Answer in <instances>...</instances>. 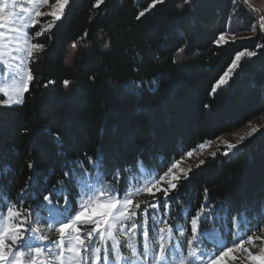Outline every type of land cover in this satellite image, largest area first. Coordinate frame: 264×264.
Returning <instances> with one entry per match:
<instances>
[{"label":"trees","instance_id":"trees-1","mask_svg":"<svg viewBox=\"0 0 264 264\" xmlns=\"http://www.w3.org/2000/svg\"><path fill=\"white\" fill-rule=\"evenodd\" d=\"M92 2L75 0L66 21L58 25L54 43L58 51L67 50L66 62L54 53L38 66L33 64L37 82L24 95L23 106L0 109V169L9 166L6 174L0 172V209L11 205L8 194H16L26 183L28 159L34 160L42 174L37 194L45 185L51 187L63 179L61 169L66 160L82 158L84 153L91 156L101 147L106 159L117 167L142 151L144 161H137L141 167L133 169L132 175L147 178L158 175L170 158L179 157L201 141L237 131L264 110V47H257L264 45V38L259 30L237 41L214 43L221 33H227L235 17L229 18V0H193L194 6L182 10L177 9L176 0H167L142 24L134 16L148 0H106L99 15L91 8ZM238 20L244 28L252 27L245 19ZM101 28L105 32L102 39L113 41L111 50L99 45L90 52L71 49L70 41L85 43L79 39L85 30L91 35ZM185 38L195 54H181L178 64L171 63L166 52L159 55L166 46ZM241 51L244 55L229 83L211 95L214 83L229 74L235 55ZM250 51L257 55L250 57ZM124 53L143 62L140 74L147 83L142 91L128 86L129 81L137 80L136 65L130 64ZM89 74L96 79L90 80ZM52 77L57 79L56 86H38ZM62 78L73 81L69 89L60 86ZM205 104L210 109H205ZM38 122L61 133L63 158L40 151L33 135ZM24 126L31 129L28 136L20 134ZM208 157L201 168L193 167L191 180L183 182L177 217L181 210L194 214L206 187L209 202L225 208L247 206L250 226L264 222V215L257 211L264 204V131L228 156L219 152L215 159ZM131 181L129 176L127 189ZM147 199L145 194L142 201ZM38 211L42 220L48 215L46 210ZM39 226L47 228L43 223ZM201 227L211 230L212 226ZM217 231L227 238L222 227Z\"/></svg>","mask_w":264,"mask_h":264},{"label":"snow or ice","instance_id":"snow-or-ice-1","mask_svg":"<svg viewBox=\"0 0 264 264\" xmlns=\"http://www.w3.org/2000/svg\"><path fill=\"white\" fill-rule=\"evenodd\" d=\"M74 3L75 0H25L21 5L19 0H0V29L7 26V41L11 46L8 56L11 62L7 64V69L13 72L11 86L5 84L0 87V109L23 106L24 95L31 92L34 82H37L33 64L38 66L42 59L54 53L66 62L67 50L58 51L54 41L59 31L58 25L66 21ZM105 3L106 0H93L91 8L97 10L99 15ZM45 4L47 11L42 10ZM166 4L167 0H148V4L135 13L134 19L142 24L158 5ZM185 6H194L193 0H176L178 10ZM228 15L229 18L245 19L252 26L248 30L255 32L259 28L260 36L264 38V7L258 8L253 0H229ZM41 18H46L42 24ZM30 26L35 31H29ZM104 35L103 28L98 34L91 35L85 30L79 37L85 43L79 44L73 40L69 42L70 47L72 50L85 48L90 52L99 45L102 49L111 50L113 41L111 38L102 39ZM3 39L4 31H0V41ZM222 40L224 33L214 43L219 44ZM165 52L174 64L181 62V54H195L186 38L183 42L166 46L159 55L163 56ZM124 55L130 64L136 65L134 71L137 80L129 81L128 86L142 91L147 83L140 74L143 62H138L134 55ZM243 55V51L235 55L228 72L237 68L236 61H240ZM248 55L254 57L257 53L250 51ZM4 61L3 51L0 50V64ZM88 78L96 79L94 74H89ZM59 83L61 87L69 89L73 81L62 78ZM228 83L229 76L225 73L214 83L210 94L214 96L216 90ZM56 84L57 79L52 77L38 86L49 88ZM210 107L204 105L205 109ZM255 115L264 120V110ZM245 126L250 131L238 135V138L237 133H228L235 139L234 143L224 139V134H221L201 141L197 147L188 149L179 157L170 158L168 165L147 183L132 175L133 169L139 170L141 167L137 161H144L142 151L138 150L130 160L117 167L106 159L101 147L91 156L84 153L82 158L66 160L61 169L63 179H57L51 187L45 185L37 194L42 174L34 160L28 159L30 175L26 183L16 194H8L13 202L0 209L6 223L0 230V264H227L228 259L232 264H238L239 258L234 255L237 251L246 253L250 264H264V248H261L259 255L249 251L257 242L264 244V222L257 221L250 226L251 222L245 215L247 206L218 207L214 201L209 202L205 187L203 202L194 214L188 215L181 210L177 217L183 182L190 181L193 172L191 166L182 168L180 162L185 157L191 159L203 155V150L214 145L218 146L217 151L219 146L225 149L223 156L230 155L261 130L251 121ZM30 132L28 126L20 129L22 136H28ZM33 135L40 151L54 154L57 158L65 156L60 132L38 122ZM217 151L210 152L209 156L215 159ZM208 158L200 159L195 168H201ZM128 163L131 164L130 168L125 167ZM8 171L9 166L0 169L5 174ZM129 176L133 182L142 185L135 192L127 190ZM0 186H3L2 181ZM138 194H146L148 199L134 200ZM38 210H46L48 216L42 220ZM257 211L264 215V204L259 205ZM57 216L63 218L57 219ZM180 220H183V224H180ZM221 221L225 223L221 225ZM41 223L47 228L40 227ZM202 225H211V230ZM242 226L247 233L243 238L225 244L213 253L202 247L221 234L217 231L218 227L234 235Z\"/></svg>","mask_w":264,"mask_h":264},{"label":"rangeland","instance_id":"rangeland-1","mask_svg":"<svg viewBox=\"0 0 264 264\" xmlns=\"http://www.w3.org/2000/svg\"><path fill=\"white\" fill-rule=\"evenodd\" d=\"M24 2H25V0H19V3L21 5H23ZM253 3L258 8L264 7V0H253ZM29 7H32V6H29ZM42 10L47 11V5L46 4L43 5ZM6 29H7V26H5V29H0V31H4V35H5V39H3V41H0V50L3 51V55L5 57L4 63L0 64V87H3L5 84H9L11 86V81H12V77H13L12 70L7 69V64L11 62L8 58L9 53L11 52V46L8 44V41H7V37L9 36V33L7 32ZM31 29H32V27L30 26L29 31ZM257 30H259V28H256L255 32L244 28V26L242 25V22L240 20H238L236 17H232L229 24H228V31L224 35V40H222V43L227 42V41H237L239 39H243V38H246L249 36H253ZM236 64L238 65L239 61H236ZM234 70L232 72H234ZM232 72H229V74H228L229 78L232 75ZM0 95H2V94H0ZM251 122L254 125H259L261 128V130L259 132H257L255 135H253L250 138V139H254L255 137L259 136L260 133H262L264 131V120H261L259 117H257L255 119L251 120ZM246 131H250V129L246 128V126H243L242 128L238 129L237 131H235L233 133H237L236 138H238V135L244 134V132H246ZM224 139L230 140L233 143L235 142V139L230 134L224 135ZM250 139H248V140H250ZM248 140H246V141H248ZM217 148H218V146L214 145L210 149L203 150V155H199L198 157L194 156L191 159L185 157L180 162V165L182 168H187L189 166H191L193 168V167H195L196 164L199 163L200 159H204L206 156H209V153L212 151H217ZM223 150H225V149H223L222 146H219V151H217V153L220 152L222 154ZM155 176L156 175H150L146 178L145 175H140L138 177L140 178V180L142 182L147 183V182L153 180L155 178ZM131 183H132L131 187L127 189L130 192H135L137 187L142 186L141 184H138V183L133 182V181H131ZM143 196H145V194H138L134 197V200L142 201ZM57 217H59V216H57ZM5 226H6V223L4 221V217L0 218V230H2ZM177 227H179V225H177ZM246 234L247 233L243 231V228H241L240 230H237L234 235H230V236H229V233L226 232L227 238L219 235L218 237L207 241L204 245H202V247H204L209 253H213V252L217 251L219 248H222L225 244H230L234 240H239V239L243 238V236ZM259 234L260 233H257V235H259ZM245 248H248V245H245ZM261 248H264V244H260L259 242H257V245L255 247L249 248V251H251L254 255H259ZM124 254L127 255V252L125 251ZM234 255H236L239 258L238 264H250L249 260L247 259L246 253H241L240 251H237ZM227 264H232L231 259L227 260Z\"/></svg>","mask_w":264,"mask_h":264}]
</instances>
